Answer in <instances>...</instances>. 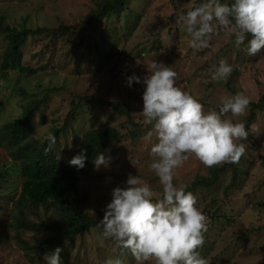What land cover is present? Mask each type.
I'll return each instance as SVG.
<instances>
[{
	"label": "rangeland",
	"instance_id": "rangeland-1",
	"mask_svg": "<svg viewBox=\"0 0 264 264\" xmlns=\"http://www.w3.org/2000/svg\"><path fill=\"white\" fill-rule=\"evenodd\" d=\"M96 1L0 0V14L5 24L50 29L61 26L57 35L44 32L29 37L23 47L24 63L37 68L36 73L10 70L3 75L0 68L3 82L0 84V126L16 118L23 104L42 95L48 87L59 89L52 91L36 115L34 136L42 139L64 123L71 101H77L78 95L130 103L131 120L100 102L91 101L81 106L73 122L77 133L109 122L122 134L103 152L111 157L108 166L97 168L94 164L90 171L78 176L80 191L87 196L85 208L94 217L101 218L111 199L112 188L125 186L129 174L138 175L154 191L162 192L159 178L148 167L152 159L149 150L157 138L155 132L146 138L152 125L143 122L140 112L144 85L134 81L129 87L126 77L136 73L143 78L147 71L145 64L157 60L177 72L176 86L199 98L205 110H218L219 98L234 92H243L250 101L264 102V49L249 56L247 39L236 46L233 38L222 30L210 34V47L190 48L187 43L190 36L176 24V18L201 0H132L129 7L137 15L125 36L123 20L87 23ZM5 48L6 42L0 33V64ZM109 50H114V57L106 54ZM221 59L231 64L233 71L226 81H213L211 72ZM19 87H24L29 95H16ZM249 113L250 106L243 115L233 117L227 113L224 118L244 121ZM256 114L251 135L243 143L245 157L235 187L227 190L233 178L227 167L215 186H198L192 192L206 216L207 231L198 251L209 264H264V110H256ZM136 129L138 134L134 136ZM73 135L69 130L59 143V153L66 162L74 155ZM12 166L18 167V162L0 146V172ZM213 167H205L190 154L175 169L174 183L191 186L197 177L210 176ZM19 175L17 169L8 171L0 180V264H45L43 256L30 261L17 239L20 236L34 244V236L44 237L14 227V202L22 188ZM45 216L40 210L37 216L30 215V219ZM67 254L68 261L61 264H104L108 257L120 258L123 264H137L129 250L102 235L98 227L82 233ZM144 264H154V261Z\"/></svg>",
	"mask_w": 264,
	"mask_h": 264
},
{
	"label": "clouds",
	"instance_id": "clouds-1",
	"mask_svg": "<svg viewBox=\"0 0 264 264\" xmlns=\"http://www.w3.org/2000/svg\"><path fill=\"white\" fill-rule=\"evenodd\" d=\"M176 24L189 34L188 46L194 50L210 47L209 37L225 31L240 46L247 39L246 54L254 56L264 49V0H201L182 12ZM250 34V38H248ZM141 78L136 73L126 77L129 87L142 82L145 124L155 132L157 142L150 147L152 157L148 167L159 178L158 193L138 175L129 174L125 186H115L97 227L102 235L115 240L122 249L131 252L137 264L152 260L154 264H209L198 249L204 244L207 231L205 214L197 206V197L186 191L183 183H174L175 169L192 154L205 167L237 163L245 153V145L237 141L249 135L243 121L224 118L243 115L250 97L243 92L219 98L218 110H205L199 98L176 86L177 72L163 62L152 60ZM233 66L224 59L214 67L211 80L226 81ZM3 82L0 81V84ZM49 151L56 144L53 134L47 137ZM71 146V144H69ZM86 149L74 155L68 163L84 167ZM111 157L99 152L94 158L97 168L108 166ZM61 248L45 253V264H61ZM104 264H123L120 258L108 257Z\"/></svg>",
	"mask_w": 264,
	"mask_h": 264
},
{
	"label": "trees",
	"instance_id": "trees-1",
	"mask_svg": "<svg viewBox=\"0 0 264 264\" xmlns=\"http://www.w3.org/2000/svg\"><path fill=\"white\" fill-rule=\"evenodd\" d=\"M131 1L97 0L95 7L88 15L87 23H100L106 19L123 20L122 27L125 36L127 35L126 29H129L133 24V17L135 18L137 15L129 7ZM228 3L231 4L232 0H229ZM4 21V16L0 14V33L3 34L6 42L0 64L3 75H6L10 70L21 74L36 73L37 68L24 63L23 47L29 37L44 32H51V36L57 35L61 26L50 29L44 26L10 25L5 24ZM106 54L110 55L109 57H114L115 52L109 50ZM57 88H46L42 95H36L23 104L22 111L16 118L6 121L0 126V146L8 150L14 162H18V167L12 166L11 168L18 170L22 180L21 192L14 202V227L21 232L44 235V237L34 236V244L18 236V242L30 261L40 259L45 253L53 251L57 246L61 248V261H68L67 253L75 247L77 238L91 228L97 227V221L102 219V217H94L85 208L87 196L80 191L78 176L90 171L94 165L95 156L99 152L103 153L122 134L118 127L109 122L79 133L75 132L73 122L79 114L81 106L91 101L100 102L118 114L127 117L128 120L132 119L131 106L127 101H104L94 98L92 95H78L77 101H71L64 123L53 130V135L57 138L56 144L46 152L47 138L42 139L34 136L35 119L49 95ZM16 95L28 96L29 94L24 87H19ZM248 106H250V113L243 121L249 133L246 139L251 135V126L257 115L256 110H264V102L250 101ZM69 130L74 132L72 137L74 155L78 154L81 148L86 149V160L82 168L70 165L59 153V143L62 136ZM134 131L133 135L137 136L138 130ZM246 139L241 140L240 143H244ZM244 157L243 154L237 163L214 166L210 176L197 177L193 184L186 188V191L193 192L198 186L206 188L215 186L220 180L221 172L227 167L231 169L233 175L227 190L235 187L238 175L242 171L241 161ZM11 168L0 172V180L8 174V171L16 170ZM40 210L45 212V218L30 219V215L37 216Z\"/></svg>",
	"mask_w": 264,
	"mask_h": 264
}]
</instances>
